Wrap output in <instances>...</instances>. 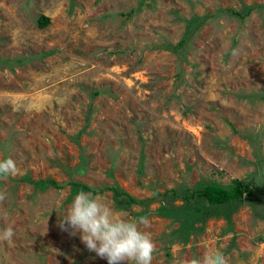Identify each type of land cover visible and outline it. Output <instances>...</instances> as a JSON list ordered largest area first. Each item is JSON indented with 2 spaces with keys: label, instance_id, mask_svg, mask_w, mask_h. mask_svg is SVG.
<instances>
[{
  "label": "rangeland",
  "instance_id": "obj_1",
  "mask_svg": "<svg viewBox=\"0 0 264 264\" xmlns=\"http://www.w3.org/2000/svg\"><path fill=\"white\" fill-rule=\"evenodd\" d=\"M245 5L254 6L245 18L232 12ZM198 18L186 46L168 47ZM7 157L18 173L0 177V230L15 235L0 241V264H107L58 227L84 190L71 180L94 187L117 215L148 218L152 264L211 251L229 264H264V0H0ZM237 178L253 192L229 220L206 203L213 214L198 215L181 198ZM163 205L173 213L160 214Z\"/></svg>",
  "mask_w": 264,
  "mask_h": 264
},
{
  "label": "clouds",
  "instance_id": "obj_2",
  "mask_svg": "<svg viewBox=\"0 0 264 264\" xmlns=\"http://www.w3.org/2000/svg\"><path fill=\"white\" fill-rule=\"evenodd\" d=\"M17 173L13 158L0 159V177ZM3 199L0 194V200ZM59 215L58 227L71 236L79 233L86 248L107 264H152L156 245L151 235L141 228L148 225L147 217L127 219L117 215L101 197L85 190H80ZM14 235L13 227L8 225L0 230V241L11 244ZM188 264H229V261L222 251H211L202 259L193 258Z\"/></svg>",
  "mask_w": 264,
  "mask_h": 264
},
{
  "label": "trees",
  "instance_id": "obj_3",
  "mask_svg": "<svg viewBox=\"0 0 264 264\" xmlns=\"http://www.w3.org/2000/svg\"><path fill=\"white\" fill-rule=\"evenodd\" d=\"M254 9L253 5H245L243 10H232L233 13L237 14L241 18H245L248 16L252 10ZM50 23V18L48 16L42 15L39 18V25L44 27ZM189 29H187V32L185 36L178 42L177 46L176 44H170L168 47L172 48L174 47L175 50H178L182 46H186V41L189 39L188 36H192L193 32L198 30L199 25L203 24L200 18L197 19V21L193 22V19L189 21ZM25 179L30 180V182L40 185V183L47 184L46 180H41V182L31 179L29 176ZM49 182L53 184L55 187L61 188L62 185L59 184L54 179H49ZM70 184L73 186L72 188L76 189H84L86 191H91L93 193H97V190L84 183V182H77L75 180H71ZM110 189H113L117 196H125L127 200L130 203H137L142 204L145 202V200H140L135 198L133 195H131L129 192L125 190L118 189L116 187L111 186ZM253 188L251 186V182L243 179H234L231 184L229 185H222L218 183H208L204 186H196V188L192 189V193H188L187 195H184L181 197V195L176 190H167L166 194L173 193L175 196V199L177 197H181L184 200H186V203L190 206H194L196 213L199 214H213L212 211L209 210L210 207H214L216 209L215 213H218L219 215L226 216V218L229 220L231 219L230 214L232 213L233 209L236 207V210L240 205H243L246 201V196L252 194ZM202 200H204V204H202ZM205 203L209 206V208L205 207ZM202 204V205H201ZM163 209H166L168 213L172 214V209H169L166 207V205H163L161 208H159V213L162 215H168L167 212L163 211ZM175 212V211H174ZM194 213V214H196ZM190 217H192L190 215ZM181 231L184 232V234H189L190 230H187L186 228L181 227Z\"/></svg>",
  "mask_w": 264,
  "mask_h": 264
}]
</instances>
